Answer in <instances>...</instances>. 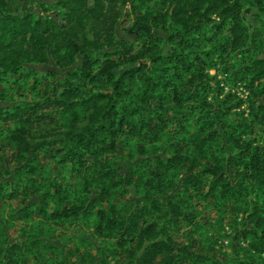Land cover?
Listing matches in <instances>:
<instances>
[{"label":"trees","instance_id":"obj_1","mask_svg":"<svg viewBox=\"0 0 264 264\" xmlns=\"http://www.w3.org/2000/svg\"><path fill=\"white\" fill-rule=\"evenodd\" d=\"M17 1L0 0V125L16 123L0 130V202L38 201L0 221V264L61 254L43 230L8 242L10 220L35 214L56 227L93 216V234L125 253L120 264H180L169 231L192 221L191 189L197 203L214 198L243 216L235 240L247 248L224 264H264V0ZM126 23L135 40L118 39ZM51 163L77 185L47 179Z\"/></svg>","mask_w":264,"mask_h":264},{"label":"rangeland","instance_id":"obj_2","mask_svg":"<svg viewBox=\"0 0 264 264\" xmlns=\"http://www.w3.org/2000/svg\"><path fill=\"white\" fill-rule=\"evenodd\" d=\"M45 4H54L56 0H40ZM24 0H18L13 7L21 9L24 5ZM130 24L124 25L118 24L116 27V35L118 39L123 40H135L129 33L124 30L127 29ZM155 35L159 38H164L165 34L160 31H155ZM28 68L35 69L44 74L49 70H55L53 65H39ZM210 75H215V70L209 71ZM219 76L218 79H221ZM4 90V85L0 83V91ZM238 93V97L246 99L248 91L245 87H239L233 90ZM12 99H17L18 96L10 93ZM23 99H30L29 95H24ZM47 122V121H46ZM16 126V123L1 124L0 130L8 131ZM128 151L122 146L120 148V156L126 157ZM121 159V160H122ZM118 170L119 175H125L126 162H120ZM50 170L48 174H45L47 179L56 176L58 180L62 181L64 185H77V175L74 171L70 170L67 166L66 169H59L54 163L50 164ZM51 175V176H49ZM49 176V177H48ZM3 180H11L10 176H3ZM204 185L208 184V181H204ZM179 184H182L180 179ZM206 187L201 190L205 192ZM190 207L185 211V215L191 218L189 222L186 218H182L179 221V225L176 231H169L173 240L177 244L174 258L178 260L180 264H192L198 262V264H224L225 261L232 255H234L237 246L247 248L248 242L242 238L239 241L235 239L239 235V229L242 226V215L233 214L232 208L229 204L224 206L221 202H216L214 198H210L208 201H199L201 194L195 189L190 190ZM95 193L90 195V199H94ZM118 201H125L127 198L124 195L118 197ZM133 202L138 204L141 197L133 194ZM253 199L252 195H249L244 199V202H250ZM38 201L36 197L28 199L26 196H20L12 201L0 202V221L9 219L12 213H15L27 206L30 202ZM11 223L8 226V242L20 241L28 243L29 240L37 238L43 230L42 237H46L54 245L61 246V254L55 256L47 251V254L52 260L53 264H59L61 258H66L68 264H98L101 257L99 253L102 248L104 252L109 256L108 264H120L121 256L124 252H120L116 246L115 238L104 239L95 236L92 232V224L95 223V218L90 216L86 224L79 221L74 225H63L56 227L52 223H43L41 217L35 214L32 218L23 220L21 218L11 219ZM4 238H2L3 240ZM139 244H133L129 250L139 251ZM7 247V246H6ZM42 250V248H41ZM128 250V252H129ZM131 252V251H130ZM119 253V254H117ZM200 257V262L195 261V257ZM204 258V259H203ZM264 259V255H262ZM25 264H35V260L31 256L24 255ZM195 261V262H193ZM257 264H261L260 261L255 260ZM45 264H49L45 262ZM107 264V263H106Z\"/></svg>","mask_w":264,"mask_h":264},{"label":"built area","instance_id":"obj_3","mask_svg":"<svg viewBox=\"0 0 264 264\" xmlns=\"http://www.w3.org/2000/svg\"><path fill=\"white\" fill-rule=\"evenodd\" d=\"M228 90V88H225V91H227ZM232 92H234V91H232Z\"/></svg>","mask_w":264,"mask_h":264},{"label":"water","instance_id":"obj_4","mask_svg":"<svg viewBox=\"0 0 264 264\" xmlns=\"http://www.w3.org/2000/svg\"><path fill=\"white\" fill-rule=\"evenodd\" d=\"M31 66L34 67L33 65H30V67H31Z\"/></svg>","mask_w":264,"mask_h":264},{"label":"flooded vegetation","instance_id":"obj_5","mask_svg":"<svg viewBox=\"0 0 264 264\" xmlns=\"http://www.w3.org/2000/svg\"><path fill=\"white\" fill-rule=\"evenodd\" d=\"M57 1V0H56ZM56 1L54 3H56Z\"/></svg>","mask_w":264,"mask_h":264}]
</instances>
